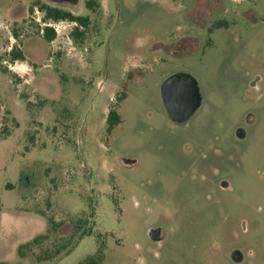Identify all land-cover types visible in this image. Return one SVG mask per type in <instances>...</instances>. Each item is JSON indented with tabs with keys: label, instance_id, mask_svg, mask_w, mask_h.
Listing matches in <instances>:
<instances>
[{
	"label": "rangeland",
	"instance_id": "374dc122",
	"mask_svg": "<svg viewBox=\"0 0 264 264\" xmlns=\"http://www.w3.org/2000/svg\"><path fill=\"white\" fill-rule=\"evenodd\" d=\"M87 1L63 6L90 20L79 43L67 21L47 41L33 0L15 2L25 60L0 76V264H80L102 245L104 264H264V0ZM176 73L202 97L183 124L160 95Z\"/></svg>",
	"mask_w": 264,
	"mask_h": 264
},
{
	"label": "trees",
	"instance_id": "16d2710c",
	"mask_svg": "<svg viewBox=\"0 0 264 264\" xmlns=\"http://www.w3.org/2000/svg\"><path fill=\"white\" fill-rule=\"evenodd\" d=\"M85 5H86V8L88 10H91V11H95L96 9L100 8V4L94 0H88ZM49 18H53L55 20H64V21H68V22L77 23L78 24L77 27L72 32V37L74 38L76 43H79L84 39L85 35L81 29L87 28L89 26V23H90V20L88 17H78V16L73 15L71 12L61 11V10H57V9H51L50 10ZM221 27H228V23L227 22H219L215 25V28H221ZM44 38L49 42H52L53 40H55V38H56L55 30L51 27L45 28ZM125 98H126V94L124 93L118 98V101H121ZM120 123H121V116L118 112V108L116 106H114L109 110L108 117H107V127H108L109 134ZM50 224H51V228L53 230H57L61 226L60 224H55L52 221H50ZM82 224L84 225V224H86V222L79 220L78 223H75L74 225H75V228H81L80 225H82ZM47 238H48L47 235L46 236H39L33 240L31 245L32 244L33 245L38 244L41 240H44ZM69 246H71V242L67 241L66 244L59 246V248L56 249V251L54 252L53 255L47 256V260L54 258L55 255L61 254V252L64 251L65 249L69 248ZM27 247H28V245H26L24 247H20L19 252L21 253L22 256H24V253L22 252L23 249H26ZM104 261H105V254H104V247L102 245L101 247L98 248L96 254L88 257L84 262H82L80 264H104Z\"/></svg>",
	"mask_w": 264,
	"mask_h": 264
},
{
	"label": "water",
	"instance_id": "95a60500",
	"mask_svg": "<svg viewBox=\"0 0 264 264\" xmlns=\"http://www.w3.org/2000/svg\"><path fill=\"white\" fill-rule=\"evenodd\" d=\"M55 2L79 0H54ZM160 95L170 119L177 124L188 122L200 108L202 97L197 80L188 73H176L166 78L160 88ZM160 230L151 231L156 238Z\"/></svg>",
	"mask_w": 264,
	"mask_h": 264
},
{
	"label": "flooded vegetation",
	"instance_id": "af4514ba",
	"mask_svg": "<svg viewBox=\"0 0 264 264\" xmlns=\"http://www.w3.org/2000/svg\"><path fill=\"white\" fill-rule=\"evenodd\" d=\"M16 1L17 0H6V4H7L6 7L4 6L2 7L0 5V22L9 23V26L0 25V30L1 28H5L7 32L10 34V38L6 37L5 42L1 46V48H3V45L4 46L6 45L5 52L7 54L5 55V57L9 60V63L7 64V61H4V62L0 61V76L4 74H8L9 72H11V70H13L12 68L15 67L19 61H21L22 63V61L25 60L23 52L18 50L17 45H15L17 42L16 39L18 37V32L16 29L17 23H18V10H19V7L22 6L21 4L19 5L18 3H15ZM79 1L78 3H73L70 1L55 2L54 0H33V4L31 5L29 12L31 13V15L32 14L36 15L37 13L41 12L43 14L42 23L45 25V28H47L49 27L48 26L49 22L58 23V22L64 21V20H55L53 18H49V12L51 9L65 11L63 9L64 5H71L75 7L79 4ZM71 23H74V22H71ZM75 24L76 26L78 25L77 23ZM7 28H10V31ZM45 28L43 29V36H45ZM11 37L14 39V42L11 44L10 47H8V41H11ZM161 235L162 234L160 230L159 235L156 238H154V240L161 241ZM240 257L241 256L239 254H234V260L237 261L238 259H240Z\"/></svg>",
	"mask_w": 264,
	"mask_h": 264
}]
</instances>
